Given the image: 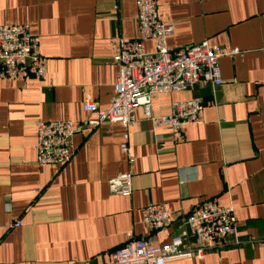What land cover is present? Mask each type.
<instances>
[{"label": "crops", "instance_id": "crops-1", "mask_svg": "<svg viewBox=\"0 0 264 264\" xmlns=\"http://www.w3.org/2000/svg\"><path fill=\"white\" fill-rule=\"evenodd\" d=\"M157 11L174 26L170 49L203 41L217 48L223 82L152 99L154 115L173 101H202L201 122L177 133L152 128L137 110L128 166L119 149L123 128L88 131L95 115L82 104L109 107L117 40L136 35L135 0H0V26L28 25L47 59L45 81H0V264H107L133 239L168 243L208 200L233 208L235 235L202 261L165 264H264V0H158ZM144 48L152 52L153 42ZM39 120L72 122L70 163H35ZM128 170L132 194L111 195L108 180ZM149 204L165 205L169 228L144 225ZM188 244L196 247L194 239Z\"/></svg>", "mask_w": 264, "mask_h": 264}, {"label": "built area", "instance_id": "built-area-1", "mask_svg": "<svg viewBox=\"0 0 264 264\" xmlns=\"http://www.w3.org/2000/svg\"><path fill=\"white\" fill-rule=\"evenodd\" d=\"M158 0H135L136 35L131 40H117L112 62L117 68L113 97L106 110L84 101L82 110L95 115L87 121L90 131L102 124H119L124 132L119 144L128 166L134 159L129 148V128L137 123L136 111L152 128L164 127L177 133L184 125L201 122L204 105L198 98L173 101L169 111L154 115L152 99L161 94L186 91L193 86H221L219 66L221 54L206 41L181 49L167 45L174 32L172 23L162 21L157 11ZM152 41L154 50L147 52L144 43ZM238 51H231L234 56ZM47 59L40 52L39 37L28 25L0 26V81L25 83L31 79L45 81ZM35 163L63 167L71 162L75 149V129L69 120L37 121L35 123ZM111 195L129 197L132 194V173L128 170L107 182ZM143 223L150 231L169 228L171 213L163 204H149L143 211ZM20 224L16 222L14 226ZM236 218L232 207L219 206L215 201L201 203L183 219L180 231L166 244L152 246L144 239H133L113 250L107 264H165L178 258L202 261L205 252L222 244L228 235L236 233ZM189 239L196 247L191 248Z\"/></svg>", "mask_w": 264, "mask_h": 264}, {"label": "rangeland", "instance_id": "rangeland-1", "mask_svg": "<svg viewBox=\"0 0 264 264\" xmlns=\"http://www.w3.org/2000/svg\"><path fill=\"white\" fill-rule=\"evenodd\" d=\"M116 81V80H115ZM115 84V83H114Z\"/></svg>", "mask_w": 264, "mask_h": 264}]
</instances>
